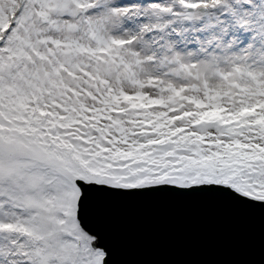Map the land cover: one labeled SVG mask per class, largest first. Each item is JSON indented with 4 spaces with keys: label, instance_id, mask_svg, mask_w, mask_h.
<instances>
[{
    "label": "snow or ice",
    "instance_id": "1",
    "mask_svg": "<svg viewBox=\"0 0 264 264\" xmlns=\"http://www.w3.org/2000/svg\"><path fill=\"white\" fill-rule=\"evenodd\" d=\"M0 264H264V0H0Z\"/></svg>",
    "mask_w": 264,
    "mask_h": 264
},
{
    "label": "water",
    "instance_id": "2",
    "mask_svg": "<svg viewBox=\"0 0 264 264\" xmlns=\"http://www.w3.org/2000/svg\"><path fill=\"white\" fill-rule=\"evenodd\" d=\"M139 222L146 233V246L161 254L219 246L218 241L204 234L211 219L194 210L148 209Z\"/></svg>",
    "mask_w": 264,
    "mask_h": 264
}]
</instances>
